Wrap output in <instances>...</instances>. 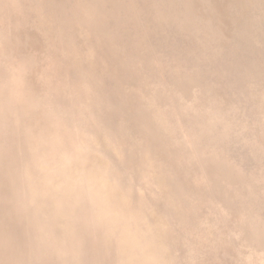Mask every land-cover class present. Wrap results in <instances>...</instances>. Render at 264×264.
Returning a JSON list of instances; mask_svg holds the SVG:
<instances>
[{
    "label": "rangeland",
    "instance_id": "1",
    "mask_svg": "<svg viewBox=\"0 0 264 264\" xmlns=\"http://www.w3.org/2000/svg\"><path fill=\"white\" fill-rule=\"evenodd\" d=\"M0 264H264V0H0Z\"/></svg>",
    "mask_w": 264,
    "mask_h": 264
}]
</instances>
